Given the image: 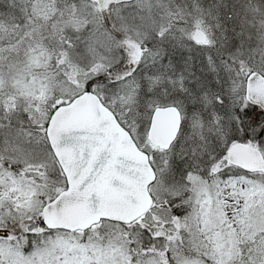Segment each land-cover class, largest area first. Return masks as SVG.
<instances>
[{
    "label": "snow or ice",
    "instance_id": "snow-or-ice-1",
    "mask_svg": "<svg viewBox=\"0 0 264 264\" xmlns=\"http://www.w3.org/2000/svg\"><path fill=\"white\" fill-rule=\"evenodd\" d=\"M0 264H264V0H0Z\"/></svg>",
    "mask_w": 264,
    "mask_h": 264
}]
</instances>
